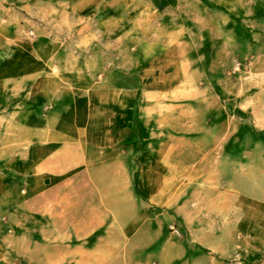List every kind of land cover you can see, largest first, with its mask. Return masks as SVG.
I'll use <instances>...</instances> for the list:
<instances>
[{
	"label": "rangeland",
	"instance_id": "rangeland-1",
	"mask_svg": "<svg viewBox=\"0 0 264 264\" xmlns=\"http://www.w3.org/2000/svg\"><path fill=\"white\" fill-rule=\"evenodd\" d=\"M0 14L5 30L19 18L0 63L51 43L68 86L110 71L137 83L132 135H101L110 157L93 169L130 252L114 264H175L179 251L177 264H264L246 204L219 198L236 176L248 190L264 176V0H3Z\"/></svg>",
	"mask_w": 264,
	"mask_h": 264
},
{
	"label": "crops",
	"instance_id": "crops-1",
	"mask_svg": "<svg viewBox=\"0 0 264 264\" xmlns=\"http://www.w3.org/2000/svg\"><path fill=\"white\" fill-rule=\"evenodd\" d=\"M0 17L1 50L19 18L12 15L10 31ZM59 47L36 44L32 57L17 54L0 63V264H114L122 253L120 258H130L117 250L115 212L100 206L93 169L110 157L99 155L101 135H132L137 83L110 71L98 81L77 74L79 80L68 86L67 76L52 73L60 68L52 59ZM15 96L21 105L7 106L4 100ZM119 145L111 141L113 150ZM260 178L262 184L248 190L236 176L219 193L231 205L246 204L258 242L264 241ZM100 228L106 233L97 235ZM186 253L175 252V264Z\"/></svg>",
	"mask_w": 264,
	"mask_h": 264
},
{
	"label": "built area",
	"instance_id": "built-area-1",
	"mask_svg": "<svg viewBox=\"0 0 264 264\" xmlns=\"http://www.w3.org/2000/svg\"><path fill=\"white\" fill-rule=\"evenodd\" d=\"M170 229H171L172 231H174V227H173V226H171ZM174 232H175V234H177V231H176V230H175Z\"/></svg>",
	"mask_w": 264,
	"mask_h": 264
},
{
	"label": "trees",
	"instance_id": "trees-1",
	"mask_svg": "<svg viewBox=\"0 0 264 264\" xmlns=\"http://www.w3.org/2000/svg\"><path fill=\"white\" fill-rule=\"evenodd\" d=\"M135 191L138 193V190L137 189Z\"/></svg>",
	"mask_w": 264,
	"mask_h": 264
}]
</instances>
